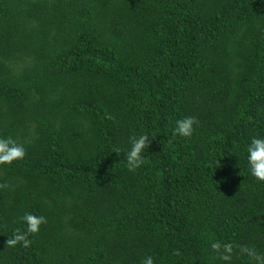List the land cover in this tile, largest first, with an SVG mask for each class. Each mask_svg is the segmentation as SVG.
I'll use <instances>...</instances> for the list:
<instances>
[{"label": "trees", "instance_id": "16d2710c", "mask_svg": "<svg viewBox=\"0 0 264 264\" xmlns=\"http://www.w3.org/2000/svg\"><path fill=\"white\" fill-rule=\"evenodd\" d=\"M184 116L193 134L173 137ZM141 132L154 138L129 171L113 149ZM253 135L262 0H0V136L25 147L0 165V264H227L213 241L264 252ZM25 212L46 222L28 247L4 245Z\"/></svg>", "mask_w": 264, "mask_h": 264}, {"label": "clouds", "instance_id": "9594fccd", "mask_svg": "<svg viewBox=\"0 0 264 264\" xmlns=\"http://www.w3.org/2000/svg\"><path fill=\"white\" fill-rule=\"evenodd\" d=\"M264 2V0H262ZM196 123L195 117L184 116L174 121V126L170 132L173 137L188 138L193 134V125ZM151 137L147 133L132 134L128 136L126 148L116 147L113 151L123 152V158L129 171H134L141 167L145 162L142 156V150L146 149L150 143ZM243 159L248 174L257 182H264V136H250L244 145ZM25 156V147L17 143L9 136H0V165H10L13 161H19ZM217 164V161H216ZM21 222V228H13L11 235L7 238L4 245L15 247L19 244L21 247H28L31 243L29 236L39 230L40 225L45 223V217L25 212L18 217ZM209 247L215 253L219 261L231 264L234 254L244 257L248 264H264V252H260L254 245L239 244L232 242L221 244L219 241H213ZM234 249L236 250L234 253ZM141 264H153L152 256H145Z\"/></svg>", "mask_w": 264, "mask_h": 264}]
</instances>
